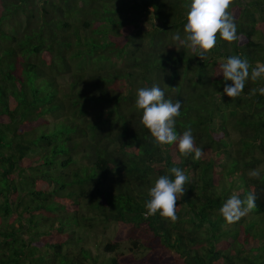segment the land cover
Returning <instances> with one entry per match:
<instances>
[{
    "label": "trees",
    "instance_id": "1",
    "mask_svg": "<svg viewBox=\"0 0 264 264\" xmlns=\"http://www.w3.org/2000/svg\"><path fill=\"white\" fill-rule=\"evenodd\" d=\"M190 3L0 0V264H264V95H250L264 78L217 94L228 57L264 64V0H233L238 39L217 34L203 60L172 39ZM153 85L180 102L198 160L140 123L136 91ZM171 167L188 177L175 222L144 207ZM250 192L256 207L226 223L223 203ZM113 224L130 254L85 247Z\"/></svg>",
    "mask_w": 264,
    "mask_h": 264
},
{
    "label": "clouds",
    "instance_id": "2",
    "mask_svg": "<svg viewBox=\"0 0 264 264\" xmlns=\"http://www.w3.org/2000/svg\"><path fill=\"white\" fill-rule=\"evenodd\" d=\"M232 3L233 0H191L183 28L184 36L181 38V35L176 33L172 37L173 41L192 50L195 56L203 60L205 54L216 45L217 34L226 42L237 40V26L228 11ZM219 72L223 79L231 81V84L225 85L223 93L217 94L220 98L221 95L236 98L249 78L252 81L264 78V64H258L250 71L246 58L230 56L220 64ZM257 91L264 95V87L253 88L250 95H255ZM135 107L142 110L140 123L149 131L157 145L175 143L179 153L184 156L194 153V160L202 156V149L195 146L190 128L178 136L175 131V118L181 114V104L179 101L165 99V93L158 85L139 88L136 91ZM250 174L254 177L259 175L256 170H252ZM187 182L188 177L178 167H171L168 174L159 176L147 192L149 198L144 204L145 215L159 213L162 218L175 222L178 219L177 201L183 196ZM255 201L256 196L251 192L245 199L233 194L223 203L219 214L226 223H235L256 207Z\"/></svg>",
    "mask_w": 264,
    "mask_h": 264
},
{
    "label": "rangeland",
    "instance_id": "3",
    "mask_svg": "<svg viewBox=\"0 0 264 264\" xmlns=\"http://www.w3.org/2000/svg\"><path fill=\"white\" fill-rule=\"evenodd\" d=\"M35 126L37 124H34ZM31 128V126H26V127H23L21 128V130H29ZM234 137H235V134H232L230 136V139L231 140H234ZM251 173V171H249ZM249 173V174H250ZM251 175V174H250ZM252 176V175H251ZM233 193H235V191H233ZM118 230H119V227L117 225H111V227L106 231V233L104 235H99V233H97V235L94 233V234H88L86 236V248L87 249H90L92 251V253H99L101 254L102 253V248L103 246L105 245L107 239L111 240V239H114V238H117V239H120V240H123L121 239L122 237L120 236V234L118 235ZM120 251L122 253H124L125 255H128L130 254L129 250H128V245H127V242L126 240H123L120 242ZM147 254L145 252L143 253H138V254H135V257L136 258H141L143 256H146Z\"/></svg>",
    "mask_w": 264,
    "mask_h": 264
}]
</instances>
